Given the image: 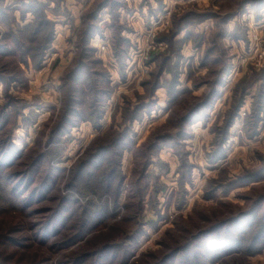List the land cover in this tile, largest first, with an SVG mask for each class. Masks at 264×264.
<instances>
[{
	"label": "clouds",
	"instance_id": "9594fccd",
	"mask_svg": "<svg viewBox=\"0 0 264 264\" xmlns=\"http://www.w3.org/2000/svg\"><path fill=\"white\" fill-rule=\"evenodd\" d=\"M0 264H264V0H0Z\"/></svg>",
	"mask_w": 264,
	"mask_h": 264
}]
</instances>
